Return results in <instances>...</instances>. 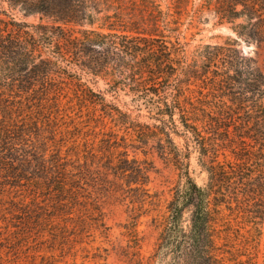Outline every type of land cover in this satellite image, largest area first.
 Segmentation results:
<instances>
[{"label":"trees","instance_id":"obj_1","mask_svg":"<svg viewBox=\"0 0 264 264\" xmlns=\"http://www.w3.org/2000/svg\"><path fill=\"white\" fill-rule=\"evenodd\" d=\"M201 24L231 33L190 48L183 27ZM243 42L264 44V0H0V232L104 233L126 205L136 250L160 196L132 151H156L179 181L148 264H258L231 220L262 233L264 71Z\"/></svg>","mask_w":264,"mask_h":264},{"label":"rangeland","instance_id":"obj_2","mask_svg":"<svg viewBox=\"0 0 264 264\" xmlns=\"http://www.w3.org/2000/svg\"><path fill=\"white\" fill-rule=\"evenodd\" d=\"M198 1L195 0L196 3ZM183 29L191 42L190 48L200 43L223 41L224 39L218 35L227 36L231 33L228 28L214 29L213 24H201L199 28L194 29H187V25H184ZM241 49L245 54L254 57L264 71V44L243 42ZM85 78L96 90L108 92L110 85L105 79L94 76ZM108 98H113L110 93ZM119 99L133 108L132 98L127 92L120 91ZM132 154H137L149 166L151 178L149 187L153 193H158L160 196L158 204L148 205L149 211L139 220L137 228L141 243L136 250L130 247L129 237L126 235L125 225L129 221L130 214L127 206L111 205L105 209L107 213L105 221L109 229L104 233L91 228L88 232H76L77 234L71 231L64 239H54L51 236L47 239L34 237L21 239L16 236L9 238L1 231L0 264H148L149 259L156 252L160 234L153 218L161 217L166 213L168 202L172 198V189L179 181V171L156 151L145 154L139 150L132 151ZM191 173L199 184L206 185L208 174L200 166L196 153L192 157ZM231 220L235 228L241 227L242 233L251 236L247 242L242 243L241 252L244 255L240 258L247 260L248 256H251L258 264H264V221L261 224L260 234L251 225ZM140 258H144L142 263ZM157 264H167V261H160Z\"/></svg>","mask_w":264,"mask_h":264}]
</instances>
